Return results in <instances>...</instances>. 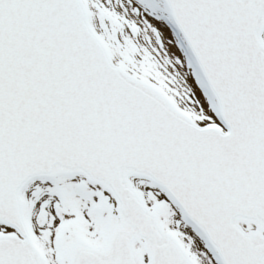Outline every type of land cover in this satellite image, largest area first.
I'll return each instance as SVG.
<instances>
[{
  "label": "snow or ice",
  "instance_id": "6c2138e0",
  "mask_svg": "<svg viewBox=\"0 0 264 264\" xmlns=\"http://www.w3.org/2000/svg\"><path fill=\"white\" fill-rule=\"evenodd\" d=\"M0 264H264V0H0Z\"/></svg>",
  "mask_w": 264,
  "mask_h": 264
}]
</instances>
